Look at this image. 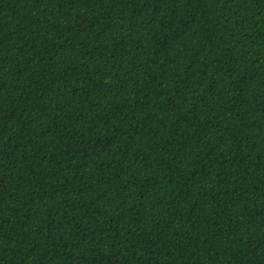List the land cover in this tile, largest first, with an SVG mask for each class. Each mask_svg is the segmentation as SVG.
<instances>
[{"label": "trees", "instance_id": "trees-1", "mask_svg": "<svg viewBox=\"0 0 264 264\" xmlns=\"http://www.w3.org/2000/svg\"><path fill=\"white\" fill-rule=\"evenodd\" d=\"M0 264H264V0H0Z\"/></svg>", "mask_w": 264, "mask_h": 264}]
</instances>
